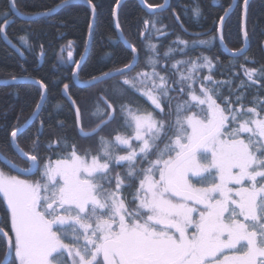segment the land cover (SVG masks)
Returning a JSON list of instances; mask_svg holds the SVG:
<instances>
[{"label":"snow or ice","instance_id":"obj_1","mask_svg":"<svg viewBox=\"0 0 264 264\" xmlns=\"http://www.w3.org/2000/svg\"><path fill=\"white\" fill-rule=\"evenodd\" d=\"M69 2L62 0L35 15L51 18ZM83 2L94 19V0ZM250 3L243 0L239 16L245 46L231 50L233 57L244 56L238 84L215 79L218 58L203 54L193 58L185 51L188 41L179 36L161 65L159 48L148 40V30L158 36L168 33L156 19L144 21L141 35L148 41L147 59L141 70L136 71L139 49L125 40L132 56L127 63L82 82L90 88L119 77L111 97L105 94L107 89L101 90L93 106L82 110L65 83L77 135L94 141L83 152L64 136L43 145L46 152L56 153L55 159L41 156L43 119L27 141L29 150L21 147L22 134L41 118L48 99L49 85L34 79L40 89L35 110L24 123L13 125L10 141L0 143V157L18 173L0 167V198L10 221V232L0 226V264H264V63L259 67L246 63L254 34L248 26ZM6 7L0 35L23 57L25 52L7 35L8 17L13 11L32 14L21 12L17 0H9ZM146 7L154 11L166 4ZM231 8L224 10L216 28L222 43ZM190 10L193 18L202 15L198 0ZM94 27L90 20V35ZM116 28L123 38L118 19ZM260 30L264 33V26ZM17 40L24 49L34 47L30 31ZM177 54L188 58L176 59ZM68 55L71 59L72 52ZM167 60H172L175 79L168 75ZM74 63L80 67L79 61ZM251 63L258 62L252 58ZM18 67L12 80H28L30 75H20L27 69L23 64ZM203 69H208L207 75ZM256 85L260 89L249 100L248 92ZM129 92L143 97L151 108L124 99ZM113 122L116 130L105 135L104 129ZM55 126L64 129L65 122ZM10 147L25 158L23 166L15 162Z\"/></svg>","mask_w":264,"mask_h":264},{"label":"trees","instance_id":"obj_2","mask_svg":"<svg viewBox=\"0 0 264 264\" xmlns=\"http://www.w3.org/2000/svg\"><path fill=\"white\" fill-rule=\"evenodd\" d=\"M144 3L151 5L164 4V0H143ZM62 0H17L21 12L35 15L47 7L61 3ZM194 0H169L166 11L148 13L138 0H125L118 10V21L121 25L123 37L137 46L139 49L140 64L137 65L136 71L141 70L144 65L146 56L145 37L141 35L145 31V20H161L167 28L165 31L167 36L159 35L152 29L148 30V40L156 44L160 52L161 65L165 64L164 53L169 45H173L177 37L188 41L186 52L193 58L200 55L218 58L214 60L213 73L217 80H234L239 83L243 78V72L239 69V63L245 62L244 56L233 57L222 50L218 39L216 28L219 23V17L224 14V10L228 5H232L233 0H198V4L202 9V15L196 19L193 18L191 6ZM9 0H0V21L3 20V13L8 11L6 5ZM97 5V12L94 21V29L91 34L90 49L84 62L82 63L78 79L83 82L92 76H99L102 71H107L113 66H123L127 63L131 56V51L122 44L116 29L114 27L113 13L117 5V0H94ZM243 0H237L235 8L229 14L228 24L222 30L223 42L227 49H238L243 46V38L239 27V16L242 9ZM248 26L252 39L247 49L249 61L248 66L259 67L264 63V52L262 45L264 44V33L261 32V26H264V0H251L248 10ZM26 15V16H32ZM178 22L175 20V17ZM9 20L12 24L7 29V35L16 43L21 51L25 52L23 58H20L9 47H7L0 38V82L12 80V74H19V64L27 69V72L20 74L30 75L29 79H41L49 85L48 99L41 111V118H37L22 134L20 145L25 150H29L30 144L27 142L33 133L41 128V119H43V135L41 140V156L51 155L56 158V153L46 152L43 145L47 144L53 138L64 136L68 137L71 143H75L81 152L92 144L93 140L82 139L77 135L75 124V113L71 105L62 97L61 91L65 83L69 84L72 98L84 110L86 107L91 108L96 99V94L101 90L107 89L106 95H112V88L120 79L108 80L106 83H100L95 87L80 88L73 82L74 61H79L85 51L88 38V23L91 20V11L84 4H72L61 8L53 14L51 18L38 17L28 21L15 17L12 12L9 13ZM63 21V24L59 22ZM255 24V29L252 25ZM182 26L186 32L190 34H201V37H191L186 35L180 28ZM27 31L31 32V43L34 47L31 51L24 49L19 44L17 37ZM215 37V39H213ZM206 40L207 45H201L197 41ZM72 42L69 48L68 43ZM43 46V47H41ZM69 51L72 52L71 59ZM109 53L110 55H106ZM188 56L181 54L176 55V59H187ZM254 58L258 63H251ZM172 60H167L168 75L175 79L171 69ZM236 67L233 68L232 65ZM55 65V67H53ZM204 75L208 74V69H203ZM239 73V78L236 74ZM134 75V73H132ZM22 78H17L19 80ZM53 86L54 82H57ZM198 87V86H197ZM260 85L248 92L249 100ZM40 89L31 83H19L12 85H0V143L10 141V133L13 125L22 124L27 120L35 110V105L39 101ZM229 94L228 89H224V95ZM264 94V91H262ZM175 97L176 94L173 93ZM124 99L141 104L144 107L151 108V105L138 94L129 92ZM179 99V97H176ZM119 103V101H117ZM175 100L173 101V104ZM23 106V114L20 109ZM51 114V118H50ZM19 116V121L17 117ZM58 121L65 122L64 129H58L55 125ZM85 125L89 124L87 114L84 119ZM117 128V124L113 122L104 129L105 135H111ZM11 155L17 157L16 163L23 166V159L15 152L13 148H9ZM5 171H9L7 167L0 164ZM115 171L123 172L122 168H116ZM10 174L16 175L12 171ZM115 172L113 173V175ZM20 178H26L20 176ZM31 178V177H28ZM131 191V190H129ZM0 226L5 227L10 232V221L7 214L6 205L0 198ZM2 247V240H0ZM14 259V256L11 258Z\"/></svg>","mask_w":264,"mask_h":264},{"label":"water","instance_id":"obj_3","mask_svg":"<svg viewBox=\"0 0 264 264\" xmlns=\"http://www.w3.org/2000/svg\"><path fill=\"white\" fill-rule=\"evenodd\" d=\"M124 1H125V0H119V4L117 3V5L115 6L114 11H115V14H116V15L114 16V13H113V20H114V27H115V29H116V32H117V35H118L120 41L122 42L123 45H125V46L131 51V48L129 47V45L125 43V38H124V37L121 38V32H120V30H118V29L116 28V22H117V19H118V17H117V15H118V10H119L121 4H122ZM138 1H139L140 4L143 6V9H144L146 12H148V13H154V12H162V11H166V9H167V7H168V4H169V0H164V4H166V7L163 8V9H155V10L153 11L152 9H149L148 7H146V4L144 3L143 0H138ZM79 3H80V4H84L85 6H87V7L89 8V6H88L87 4H85V3L83 2V0H70V2H69L67 5H63L61 8H64V7L69 6V5H72V4H79ZM236 3H237V0H233V2H232V8L229 10V14H230V13L232 12V10L235 8ZM61 8L56 9L55 12H57V11L60 10ZM89 9H90V8H89ZM90 11H91V9H90ZM55 12H54V13H55ZM12 14H13L15 17H17V18H19V19H21V20H24V21H31V20H33V19H35V18L41 17V16H39V15H32V16L18 15V14H17L16 12H14V11L12 12ZM174 17H175V16H174ZM175 20H176V22L178 23V25H180L179 22H178V19H177L176 17H175ZM9 21H10V23H9V25L7 26V29H8V27L12 24V20H9ZM91 21H92V23L94 24L95 18L93 19L92 13H91ZM180 28H181V30H182L186 35H188V36H191V37H194V38L203 36V35H201V34H190V33L186 32L185 29H184L182 26H180ZM220 35H221V33H218V32H217V39H218V42H219V44H220L222 50L225 51V45H224V42H223V43L221 42ZM0 38H1V40L3 41V43H4L7 47H9V48H10L14 53H16L20 58H23V57H21V56L19 55V53H18L15 49L12 48V45H11V44H9L8 42H6V41L3 40V36H2V35H0ZM90 42H91V35L88 33V38H87V43H86L85 51H84V53H83L81 59L79 60L80 67H81L82 63L84 62V60L86 59V57H87V55H88V52H89V49H90ZM243 46H245V45H244V42H243ZM247 49H248V48H247ZM247 49H246V50H247ZM262 49H263V52H264V44L262 45ZM225 52L232 56V52H230V51H225ZM239 56H240V55H239ZM71 63H73V60H72V59H71ZM80 67L77 68V65H75V67H74V70L76 71L77 74H76L75 76H73V82H74V84H75L77 87L85 88V87L82 86V82L79 81V79H78V72H79ZM74 70H73V71H74ZM4 82H5V81H4ZM4 82H0V85H12V84H19V83H31V84H34V85H36V86L39 87V85H37V84L34 83V80H33V79H28V80L19 79V80H15V81L10 80V81H8L7 84L4 83ZM98 84H100V83H97L96 85H98ZM61 94H62V97H63L64 99H66L67 102H68V103L71 105V107H72L71 101L68 99L67 96L64 95V91H63V89H62V91H61ZM72 109H73V107H72ZM73 110H74V109H73ZM74 113H75V110H74ZM30 117H31V116H30ZM30 125H31V124H30ZM30 125H29V126H30ZM13 149H14V148H13ZM17 154H18V153H17ZM18 155H19V154H18ZM19 157H20V156H19ZM21 158H22L23 160L25 159V158H23V157H21ZM0 164H2V165H4L5 167H7V168H8L9 170H11L13 173L18 174L17 171H16L15 169H11V165H9V164L7 163V161L3 160L2 157H0ZM20 176L25 177V176L22 175V174H21Z\"/></svg>","mask_w":264,"mask_h":264}]
</instances>
